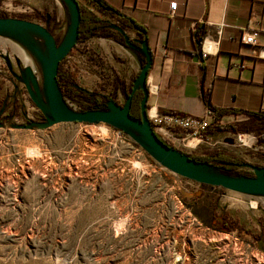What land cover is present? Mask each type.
Returning <instances> with one entry per match:
<instances>
[{"label": "rangeland", "instance_id": "rangeland-1", "mask_svg": "<svg viewBox=\"0 0 264 264\" xmlns=\"http://www.w3.org/2000/svg\"><path fill=\"white\" fill-rule=\"evenodd\" d=\"M47 13L59 42L68 18L62 0H0V16L45 25ZM15 44L0 36V264H264L258 247L264 242V196L178 175L103 122L16 128L44 117L22 79L14 77L27 66ZM128 57L115 39L94 36L78 40L61 64L74 83L104 99L113 78L124 75ZM64 98L80 111L96 105L93 99ZM114 100L122 104L125 97L119 92ZM223 123L235 127L211 132L194 149L183 141L171 145L264 165L261 127L252 120ZM230 175L253 170L244 164ZM183 201L214 205L217 221L225 215L233 230L204 225Z\"/></svg>", "mask_w": 264, "mask_h": 264}, {"label": "crops", "instance_id": "crops-1", "mask_svg": "<svg viewBox=\"0 0 264 264\" xmlns=\"http://www.w3.org/2000/svg\"><path fill=\"white\" fill-rule=\"evenodd\" d=\"M106 1L145 31L152 51L146 79L148 108L203 117L207 107L202 96L206 95L218 109L259 111L264 96V0ZM172 1L177 3L173 13ZM78 2L84 9L96 10L86 0ZM93 14L114 22L98 10ZM250 30L258 31L255 45L241 40L242 33ZM125 34L129 41L139 38L134 27H127ZM116 38L123 39V43L116 42L129 55L122 62L128 66L121 77L128 83L137 75L143 54L124 45L126 38L121 33ZM225 119L252 120L264 128L262 122L245 114H226L219 122Z\"/></svg>", "mask_w": 264, "mask_h": 264}, {"label": "water", "instance_id": "water-1", "mask_svg": "<svg viewBox=\"0 0 264 264\" xmlns=\"http://www.w3.org/2000/svg\"><path fill=\"white\" fill-rule=\"evenodd\" d=\"M68 10L69 24L63 38L57 42L55 36L46 25L17 17L0 16V36L10 38L27 49L37 60L42 73V83L38 82L35 72L27 65L18 78L22 79L25 89L32 102L44 114V120L16 124V128L29 129L37 126L48 128L60 122L106 123L127 133L135 143L161 166L198 183L218 186L237 193L264 196V165L244 163L253 170V175H227L214 170L205 161L191 158L165 144L153 130L147 115L149 88L146 82L148 70L152 65V51L146 38L133 39L138 45L128 40L125 32L117 28L126 38V43L143 54V63L135 76L131 91L125 96V102L117 103L108 99L104 109L92 108L76 110L68 105L59 87L57 74L60 62L68 55L79 40V24L81 20L78 0H62ZM50 15L46 14V23ZM140 89L142 98L139 104L140 118L130 114L133 94ZM258 247L264 251V242L258 241Z\"/></svg>", "mask_w": 264, "mask_h": 264}, {"label": "trees", "instance_id": "trees-1", "mask_svg": "<svg viewBox=\"0 0 264 264\" xmlns=\"http://www.w3.org/2000/svg\"><path fill=\"white\" fill-rule=\"evenodd\" d=\"M86 1L91 5H93L95 9L100 11L102 14L107 15L109 16V18L114 19V22L113 23L110 22L109 19L102 20L101 18L94 15L91 10L84 9L79 4L80 12H81V20L79 24V40L81 38L87 39L90 36H102V37H113L116 41L123 43L122 38L121 40L116 38V35L118 33H121L117 28H120L125 32V29L127 27H134L137 30L140 39L146 38L145 31L141 25L137 24L132 18H129L123 15L122 13H120L118 9L111 6L106 0H86ZM123 38H125L124 35ZM126 41L127 40H124V42ZM131 42L133 43V45L136 46L138 45L137 42L134 41ZM134 78L135 76L131 77L129 82L125 83V81L121 77L115 76L112 80V86L109 89V94L108 95L103 94L104 101H101V103H99L97 100H94L96 102L95 104L104 106L106 100L117 99L119 92H121L124 97L127 96V94H129L131 91L132 82ZM57 80L64 97L67 96L70 98H83V99L95 98L94 97L95 94L93 92L74 83L73 75L70 73V71L62 67L61 62L58 67ZM141 98H142V92L140 90H137L132 97L130 114L137 118H140L139 104ZM202 99L207 107V110L213 113L214 115L209 127L207 128L208 133L225 128L233 129L235 127L233 124H224L219 122L220 117L226 114H245L249 117L259 120L264 124V112L261 110V106L258 112L242 111V110L227 109V108L218 109L216 106L212 105L209 102L208 96L203 95ZM170 112H176V111H170ZM176 113L183 114L180 112H176ZM262 130H263L262 134L264 135V128ZM157 136L165 144L172 147L171 142L169 140L165 139L159 134H157ZM132 143L135 146H138L137 143L135 142ZM188 155L196 160L205 161L213 164L219 172L227 175H230L231 172L234 169H236L238 166L244 165V162H241L235 157L221 151H208L206 153H203L202 155H193L191 153H188ZM261 156L264 158V153H262ZM211 187H215V186H211ZM183 202L186 206H188V208H190L194 216H196L204 225L213 228L215 230H222V231L224 230L227 232L233 230V226L230 224V222H227L225 215L222 217L221 223L217 221V215L213 211L214 205L207 204L201 207L197 203L191 204L186 201Z\"/></svg>", "mask_w": 264, "mask_h": 264}, {"label": "built area", "instance_id": "built-area-1", "mask_svg": "<svg viewBox=\"0 0 264 264\" xmlns=\"http://www.w3.org/2000/svg\"><path fill=\"white\" fill-rule=\"evenodd\" d=\"M176 4H177L176 1L170 2L169 7L171 13L175 11ZM257 34H258L257 30H250L246 33L243 32L241 40L245 44L255 45ZM4 62H5V58H4ZM9 68L7 67L8 69L7 71H9ZM11 69L14 72V67L11 66ZM14 74H15L14 75L15 78L16 76L17 78L18 76H20V73L17 74L16 72H14ZM92 99H91L92 101L94 100H97L98 102L102 101L101 98L98 99L96 96L95 98ZM152 108L153 107L147 108V115L153 130L156 132V134H159L160 136L164 137L170 142H173L175 144L176 143L180 144L181 141H183L184 142L183 144L186 145V142H188L189 140H197V142L193 146H188L194 149L201 142L210 139L211 134L207 132V128L209 127L214 115L208 110L206 116L199 117L189 114H178L176 112H170V111L160 112L156 109L153 113H151L150 110ZM36 110H39V112L44 117V114L41 112L39 108H37ZM261 110L264 112V96L261 104ZM243 145L248 146L247 144H243Z\"/></svg>", "mask_w": 264, "mask_h": 264}, {"label": "bare ground", "instance_id": "bare-ground-1", "mask_svg": "<svg viewBox=\"0 0 264 264\" xmlns=\"http://www.w3.org/2000/svg\"><path fill=\"white\" fill-rule=\"evenodd\" d=\"M15 46L17 47L18 52L24 57V64L26 65H30L31 68L33 69V71L35 72V76L37 78V80L40 82L42 77L37 65V60L35 59V57L25 48H23L22 46H20L19 44H15ZM122 47V46H121ZM207 49V45L205 46ZM205 48V49H206ZM124 49V48H122ZM125 51H127L128 53H132L131 50L125 49ZM155 111V109H151L150 112L153 113ZM197 142V140H189L188 142H186L187 146H193L195 143Z\"/></svg>", "mask_w": 264, "mask_h": 264}, {"label": "flooded vegetation", "instance_id": "flooded-vegetation-1", "mask_svg": "<svg viewBox=\"0 0 264 264\" xmlns=\"http://www.w3.org/2000/svg\"><path fill=\"white\" fill-rule=\"evenodd\" d=\"M45 25H46V27L48 28L49 27V25L51 24V19H49V22L48 23H46V16H45V23H44ZM49 29V28H48ZM51 32V31H50ZM52 33V32H51ZM53 34V33H52ZM70 55V52L68 53V55L67 56H69ZM66 56V57H67ZM138 90H140V89H138ZM137 91V90H136ZM135 91V92H136ZM141 91V90H140ZM94 97H95V95H94ZM80 99H82V98H80ZM79 99V100H80ZM88 99H92V98H88ZM102 101H104V99H102ZM99 103H101V101H99ZM94 107H96V108H99V109H104V106L103 105H95ZM93 107V108H94Z\"/></svg>", "mask_w": 264, "mask_h": 264}]
</instances>
